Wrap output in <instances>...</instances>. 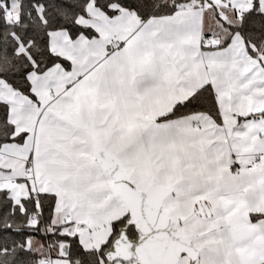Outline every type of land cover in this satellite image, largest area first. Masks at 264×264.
<instances>
[{"label":"crops","instance_id":"1","mask_svg":"<svg viewBox=\"0 0 264 264\" xmlns=\"http://www.w3.org/2000/svg\"><path fill=\"white\" fill-rule=\"evenodd\" d=\"M228 1H192L144 21L126 9L110 16L91 1V18L77 21L96 36L50 34L51 51L70 68L30 74L35 100L11 88L0 101L22 138L0 147V183L29 170L12 182L19 202L54 195V214L72 217L55 227L88 232L89 247H102L128 215L103 168L108 156L139 191L170 190L164 210L194 251L178 264H264V55L250 53L234 29L253 0ZM57 33L73 57L53 50ZM208 85L219 121L206 113L162 120ZM126 136L132 164L120 159ZM257 156L258 168L247 170ZM67 253L62 245L60 258Z\"/></svg>","mask_w":264,"mask_h":264},{"label":"trees","instance_id":"2","mask_svg":"<svg viewBox=\"0 0 264 264\" xmlns=\"http://www.w3.org/2000/svg\"><path fill=\"white\" fill-rule=\"evenodd\" d=\"M91 1L110 16L118 14L119 9H126L144 21L170 15L192 1L205 3L208 0H19L18 23L8 19V2L0 0V87L8 85L35 100L30 74H43L57 64L69 69L68 60L51 51L50 34L66 31L73 40L80 35L96 36L90 28L77 22L86 14ZM234 29L240 32L250 53L262 52L264 55V13L258 0H253L240 26ZM8 110V104L0 102V147L22 140L15 137L14 127L8 121ZM195 113H206L219 121L215 94L209 85L177 104L162 120ZM55 203L56 197L52 194H31L15 203L9 191L0 190V264H50L51 260L61 257L62 245L68 246L65 259L69 264H107L105 252L119 230L127 227L128 215L113 224L108 243L98 250H86L77 235H68L62 227L52 225ZM35 213L38 216L32 220ZM259 218L258 215L252 216L253 221ZM127 228L129 237L135 238L134 227Z\"/></svg>","mask_w":264,"mask_h":264},{"label":"water","instance_id":"3","mask_svg":"<svg viewBox=\"0 0 264 264\" xmlns=\"http://www.w3.org/2000/svg\"><path fill=\"white\" fill-rule=\"evenodd\" d=\"M13 22H19V15L13 17ZM102 163L114 180V192L127 207V227H134L137 234L131 239L128 228H121L105 252L107 264H178L184 256L194 258L190 240L178 233L177 224L164 210L163 202L170 190L152 186L141 192L114 159L106 156Z\"/></svg>","mask_w":264,"mask_h":264},{"label":"rangeland","instance_id":"4","mask_svg":"<svg viewBox=\"0 0 264 264\" xmlns=\"http://www.w3.org/2000/svg\"><path fill=\"white\" fill-rule=\"evenodd\" d=\"M2 2H5V1H7L8 2V7H6V14H7V17H8V19H11V20H13V17L15 16V15H17L18 14V12H19V0H1ZM218 1H220V2H223L225 5H228V0H218ZM216 4V6L219 8V7H221V5H218V3H215ZM80 18H82V19H90L91 18V16H90V14H88V12H87V9H86V14L84 15V16H80ZM78 22V21H77ZM79 23V22H78ZM80 24V23H79ZM81 25V24H80ZM82 26V25H81ZM84 27V26H83ZM92 30V29H91ZM92 31H94V30H92ZM55 36H57L58 37V39L57 40H55L54 39V37H52V46H53V50H56L57 52H59V53H66V55H70L69 57H73V55L71 54V52H70V50H69V48H68V46H67V44H65V42H66V40H63L61 37H60V33H57ZM54 44V45H53ZM64 57V56H63ZM62 57V58H63ZM65 58V57H64ZM65 59H67L68 60V62L69 63H72V61L69 59V58H65ZM72 66V65H71ZM63 67V66H62ZM98 75V74H97ZM7 87H6V89H4V90H0V101H2L4 98V95H5V93L6 92H11L12 91V89H11V87L10 86H8V85H6ZM7 94V93H6ZM130 141L132 142L133 141V138H132V136H126L125 137V142H124V144H123V146H122V149H123V151H126V153H124L123 154V152L120 154V159H124V160H127V162H129L130 164H132L131 163V157H132V155H131V157L128 155L129 154V152H128V150H127V148H129V145H130ZM141 142H142V140H141ZM128 157V158H127ZM25 170L24 171H22V170H20V169H18V170H13L12 171V173H7L6 175H3L4 177L2 178V182L0 183V188H5V189H10L11 190V192L13 193V195H14V200H15V202H19V200H20V194H19V191L18 190H16L17 189V187L16 186H14L13 184H12V182L13 181H15V180H17V178H16V175H19V174H23V175H25ZM25 177V176H24ZM138 189H143L142 188V186H136ZM64 215H70L69 213L67 214V213H65ZM64 215L63 214H54V216H53V219H52V225L53 226H60L61 225V223H62V219H63V217H64ZM79 235V236H78ZM77 236H78V239H79V242H80V244L83 246V248L84 249H86V247H89V245H91V237L88 235V232H80L79 234H78ZM32 241V240H31ZM30 241V242H31ZM30 242H29V244H30ZM34 243H38V242H36V241H33ZM94 246H95V248H93V249H100L101 248V246H96L97 244H93ZM86 246V247H85ZM87 249H92L91 247H89V248H87ZM92 249V250H93ZM50 264H69V261L67 260V259H65V258H56V259H53L52 261H51V263ZM115 264H135L134 262H129V263H120L119 261L118 262H116Z\"/></svg>","mask_w":264,"mask_h":264},{"label":"built area","instance_id":"5","mask_svg":"<svg viewBox=\"0 0 264 264\" xmlns=\"http://www.w3.org/2000/svg\"><path fill=\"white\" fill-rule=\"evenodd\" d=\"M245 15V13H241L240 16L241 18H243V16ZM259 166V156L255 157V159L253 160V162L247 167V170L249 171H252V170H255L256 168H258ZM31 172L29 170L26 171L25 173V177L26 178H29L31 176ZM16 183V182H15ZM38 214L35 213L31 216V219L32 220H35L37 218ZM71 215H66L64 218H63V224L64 226H68L71 222Z\"/></svg>","mask_w":264,"mask_h":264}]
</instances>
